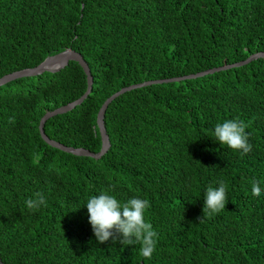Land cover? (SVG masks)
<instances>
[{
	"label": "trees",
	"instance_id": "1",
	"mask_svg": "<svg viewBox=\"0 0 264 264\" xmlns=\"http://www.w3.org/2000/svg\"><path fill=\"white\" fill-rule=\"evenodd\" d=\"M68 49L87 62L92 90L44 132L98 152V110L120 88L264 51V0H0V77ZM86 87L75 60L0 85V264H264V57L119 95L104 114L110 147L98 159L39 131L45 112ZM229 119L248 125L249 153L212 137ZM220 181L225 209L203 213ZM37 192L46 204L31 211L25 201ZM102 192L149 200L150 259L139 243L96 240L84 204Z\"/></svg>",
	"mask_w": 264,
	"mask_h": 264
},
{
	"label": "clouds",
	"instance_id": "2",
	"mask_svg": "<svg viewBox=\"0 0 264 264\" xmlns=\"http://www.w3.org/2000/svg\"><path fill=\"white\" fill-rule=\"evenodd\" d=\"M247 127L243 120L229 119L216 124L212 137L222 146L227 145L232 150L247 154L252 150V144L249 142L251 134L245 131ZM251 185L252 195L259 196L262 192L259 182L252 180ZM226 202V185L220 181L218 187H209L206 190L203 213H219L225 209ZM25 204L29 210L36 211L46 204V200L43 194L37 192L34 198L27 199ZM84 205L87 207L88 221L98 242L119 239L125 246L139 243L141 256L145 259L152 257L157 245V232L144 218L145 210L150 207L148 199L133 197L121 203L115 196L102 192L91 196Z\"/></svg>",
	"mask_w": 264,
	"mask_h": 264
},
{
	"label": "water",
	"instance_id": "3",
	"mask_svg": "<svg viewBox=\"0 0 264 264\" xmlns=\"http://www.w3.org/2000/svg\"><path fill=\"white\" fill-rule=\"evenodd\" d=\"M258 57H264V51L253 53V54L249 55L246 59L239 61L237 63L228 64L225 66L214 67L211 69H207V70H204L201 72H197L194 74H188V75H184V76L146 80V81H142V82L135 83V84H130L128 86H124V87L120 88L119 90H117L116 92H114L113 94L108 96L103 101V103L101 104V106L98 110L97 125L99 128L100 137H101V148L98 152H92L86 148H81V147L80 148H72V147L64 146L63 144L50 139L44 132V124L48 118H50L54 115L65 113L67 111L72 110L76 105L81 104L83 102V100L90 94V92L92 90L93 77L91 75V72H90V69H89L87 62L83 59L81 54H79L76 51L68 49V50L59 52L55 55L48 56L47 58H45V60L43 62H41L39 65H37L33 68H27V69H23V70L14 71V72H11L9 74H6V75L0 77V85L7 83L11 80L20 78V77L33 76V75L41 74L44 71L55 72V71H58L59 69L63 68L70 60L77 61L82 66V68L86 74V78H87L86 90L84 91V93L80 97H78L74 101H71L65 105L59 106L57 108H54L50 111L45 112V114L40 118V121H39V131H40L42 138L52 146H55L57 148H60L62 150L69 151V152H72L75 154L90 156V157L98 159L110 147L109 137L107 135L105 125H104V114H105V111H106L108 105L115 98H117L119 95L125 93L126 91H130L132 89L142 87L145 85H150V84H154V83L170 82V81H179V80L186 79V78H195V77L203 76L205 74L212 73V72H215V71H218L221 69L229 68L232 66H239V65L248 63V62H250V61H252ZM1 264H3V263H1Z\"/></svg>",
	"mask_w": 264,
	"mask_h": 264
}]
</instances>
